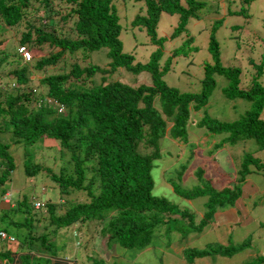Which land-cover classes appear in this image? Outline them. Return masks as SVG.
Masks as SVG:
<instances>
[{
    "label": "trees",
    "instance_id": "obj_1",
    "mask_svg": "<svg viewBox=\"0 0 264 264\" xmlns=\"http://www.w3.org/2000/svg\"><path fill=\"white\" fill-rule=\"evenodd\" d=\"M134 1L142 2L144 10L138 9L131 24L142 27L157 47L164 41L155 35L161 12L178 16L177 26L170 34L173 38L185 32L188 19H198L197 11L204 5L195 0H184L185 6L179 0ZM60 4L67 8L66 14L60 13ZM35 6L41 8L37 19H33ZM53 6L57 9L54 10ZM53 14L59 16L60 21H71L73 39L58 36L54 27L45 31V26L51 28L56 23ZM28 18L32 21L29 22ZM22 25L24 29L19 33L16 45L28 51L29 62L22 64L16 52L5 53L6 49L13 48L11 39L0 41V69L17 62L7 72L12 75V83L15 82L11 91L0 90V134L9 133L14 145L20 142L32 145L41 139L48 141L45 146L55 143L59 157L64 160L57 173L37 164L30 165L27 161L23 164L24 176L33 178L39 172H45L58 195L67 197L73 191L84 193L87 198L84 202L63 206L57 215V202H45L49 225L55 230L88 223L101 230L99 234L105 239L104 246L143 252L149 248L157 227L167 223L176 225L179 219L173 217L187 218L188 221L187 225L178 226L177 232L182 233L186 228L200 232L215 212L233 206L241 195L240 188L247 175L264 170V161L243 154L236 181L227 188L217 191L205 184L185 190L169 182L173 193L182 199H206L204 213L195 226L188 211L179 210L165 199L151 195L150 171L153 162L160 158V139L167 136L186 143L189 113L207 104L214 89L213 74L221 75L227 81V86L222 89L225 99H244L250 103V108L231 123L203 117L196 126L212 135H228L231 141L252 139L257 151L264 149V119L260 118L264 108V87L258 82L261 65L256 66V75L249 87L239 89V68L224 67L219 62L215 29H210L207 43L212 64L202 65L199 92L188 93L179 92L162 81V75L168 71V59L159 70L158 61L162 56L159 48L144 64H132V56L121 52L120 26L113 0H0V35L9 36V29ZM189 42L190 38L183 45ZM101 48L107 49L109 72L119 68L134 75L146 72L150 83L136 87L119 81L94 84L93 76L106 71L91 64L80 67L76 62L68 69L65 67L68 65L65 53L73 57L76 52L91 53ZM57 64L66 70L47 74L46 71ZM34 74L39 78L33 82L30 77ZM32 100L36 106H31ZM46 100L52 101L51 106L46 105ZM9 147L10 144L0 141V199L7 193L2 186L9 182L15 169ZM28 157L30 160L31 156ZM31 211L26 197L16 201L13 208H0V232L6 233L9 227L24 230L22 243L26 247L21 244V248L28 250L21 254L23 259L20 254H14L16 252L5 250L0 253V264H30L29 259H42L43 262L38 264H66L56 260L53 247L47 245V234L31 237L30 230L35 229L37 223ZM246 246L247 240L236 247L187 248L185 255L183 251V258L186 263H192L194 259L208 255L227 257ZM98 263L103 264L101 260ZM98 263L93 261V264ZM246 264H264V256Z\"/></svg>",
    "mask_w": 264,
    "mask_h": 264
},
{
    "label": "rangeland",
    "instance_id": "obj_2",
    "mask_svg": "<svg viewBox=\"0 0 264 264\" xmlns=\"http://www.w3.org/2000/svg\"><path fill=\"white\" fill-rule=\"evenodd\" d=\"M195 1L204 4L197 11L198 19H188L185 32L176 37L171 38L170 34L177 26L178 16L165 12L160 13L155 35L157 38H163L164 41L160 47H157L151 43L142 27L131 24L138 9L144 10L143 3L134 0H113L120 26L118 38L121 43V52L132 56V64H144L150 55L159 48L162 52L158 61L159 70L163 68L168 59V71L162 75V81L179 92L198 93L200 81L203 78L202 65L212 64L210 53L207 51V43L210 29L213 28L215 29L214 38L218 46L220 64L224 67H237L240 70L238 88L245 90L249 87L250 81L256 75V66L258 65H261L262 69L258 82L264 87V0ZM32 3L36 4V2ZM179 3L185 6L184 0H179ZM35 7L33 19H37L41 15V8ZM58 7L61 14L67 13L65 6L60 4ZM56 9L54 8V10ZM227 12L234 13L228 14ZM53 19L56 22L55 25L51 28L45 26V31H50L54 27L58 36L70 39L75 37L70 31L71 21L69 19L60 21L59 16L54 14ZM28 21L32 20L28 18ZM33 24L38 25V22H33ZM23 29L22 25L9 29V36L0 35V41L5 42L11 39L13 43V48L6 49L5 53L16 52V39ZM188 38H190L188 45H183ZM106 52V48L91 53L76 52L75 57H70L65 53L64 59L68 64L65 67L68 69L71 63L76 62L80 67L91 64L106 71V73H96L93 76L94 84L119 81L136 87L139 84L150 83L149 75L146 72L134 75L123 68L116 69L112 73L109 72ZM16 65L17 62L11 64V66ZM11 66L6 64L0 69L1 91L5 89L10 92L15 84L10 79L12 75L7 73ZM66 68L60 69V65L57 64L46 72L47 74L59 73ZM38 78V74L30 77L33 82ZM212 79L214 89L207 104L198 111L189 113V121L186 125V143L167 136L160 139V158L153 162L150 171L151 195L165 199L179 210L188 211L193 216V226L198 224L204 213L203 206L206 199L204 197L190 201L182 199L173 193L169 182H173L185 190L209 184L213 189L219 191L236 181V173L243 154L250 155L261 162L264 161V149L257 151L254 140L231 141L228 140V135H212L205 129L196 126V123L203 117L218 122L231 123L239 119L243 112L250 108V103L244 99L227 100L223 97L222 89L227 86V81L221 75L213 74ZM30 104L36 106L37 103L32 100ZM260 118L264 119V108ZM9 137V133L0 134V141L10 144L9 153L13 158L15 169L10 175L9 182L2 186L8 193L9 204H5L7 198L6 201L0 199V208H13L16 201L26 197L29 198V202L31 198L43 202H57L55 206L57 215L63 206L69 207L87 200L84 193L81 192L72 191L67 197L58 195L54 192L53 183L45 172H39L33 178L24 176V163L37 164L57 173L64 160L59 157L55 143L45 146L48 141L41 139L32 145H24L21 142L14 145ZM221 140L223 141L221 142ZM25 153L31 156L30 160ZM244 181L240 188L241 195L235 199L232 207L224 209L226 217L215 212L212 219L200 232L188 231L189 229L186 228L182 231L184 233L182 237V233L177 232L179 229L176 228L181 224L187 225V218L173 217L179 219L176 225L167 223L157 227L149 248L143 252L122 249L117 246H104L105 239L101 233L99 234L101 230L88 223H84L82 226L74 224L55 230L52 225H49L45 209L31 211L33 218L37 219L35 229L30 230L31 237L34 238L41 233L47 234V245L53 247L56 260L59 262L68 261L71 264H93L94 260L97 263L101 260L104 264H186L183 260V249L185 255L187 248L202 250L236 247L247 240L248 246L231 256L209 255L207 258L196 259L191 263L246 264L261 255L264 256V170L251 172ZM5 232L14 238V243L10 244L5 241L4 244L3 241H0V253L5 250L20 255L27 253L28 250L21 248L22 246L26 247L22 243L24 230L9 227ZM256 251L260 254L259 256H255ZM20 257L23 259V255ZM39 261L43 262L42 259ZM39 261L38 259H29L30 264H38Z\"/></svg>",
    "mask_w": 264,
    "mask_h": 264
},
{
    "label": "built area",
    "instance_id": "obj_3",
    "mask_svg": "<svg viewBox=\"0 0 264 264\" xmlns=\"http://www.w3.org/2000/svg\"><path fill=\"white\" fill-rule=\"evenodd\" d=\"M18 53H19V55H20V57H21V59H22L23 62H27L29 60L30 55L22 47H20L18 49ZM6 196L7 195H5V197H3L4 201H6ZM32 206H33V209L36 210V209H39V208L42 207V203H40V202H33L32 203ZM0 241H3V242L6 241L8 243H12L13 242V238L10 237V236H7L3 232H0Z\"/></svg>",
    "mask_w": 264,
    "mask_h": 264
},
{
    "label": "clouds",
    "instance_id": "obj_4",
    "mask_svg": "<svg viewBox=\"0 0 264 264\" xmlns=\"http://www.w3.org/2000/svg\"><path fill=\"white\" fill-rule=\"evenodd\" d=\"M20 48V46H17L16 47V53H17V55L19 56V58H20V61H21V63L22 64H25V63H27V62H29V60L27 61V62H23L22 61V59H21V57H20V55H19V53H18V49ZM23 48V47H22ZM24 49V48H23ZM25 50V49H24ZM26 51V50H25ZM27 53H28V51H26ZM29 54V53H28ZM30 59V58H29ZM48 101H50V103L48 102ZM45 103H46V105H49V106H51V104H52V101L51 100H46V101H44ZM54 105V104H53ZM57 111H59V112H61L62 110H61V108H57ZM5 195H7L6 196V198H7V201L5 202V204H9V199H8V193H6ZM2 199H3V197H2ZM33 202H40V203H42V207L41 208H39V209H33V206H32V203ZM45 202H43V201H41V200H36V199H34V198H31L30 199V207H31V209L33 210V211H38V210H40V209H44V206H45V204H44ZM13 205H15V203L13 204ZM4 234H6V233H4ZM7 236H10V237H12L11 235H8V234H6ZM13 238V237H12ZM12 243H14V238H13V242ZM12 243H10V244H12ZM68 261H66L65 263H67Z\"/></svg>",
    "mask_w": 264,
    "mask_h": 264
},
{
    "label": "crops",
    "instance_id": "obj_5",
    "mask_svg": "<svg viewBox=\"0 0 264 264\" xmlns=\"http://www.w3.org/2000/svg\"><path fill=\"white\" fill-rule=\"evenodd\" d=\"M225 210H223V211H217V214L218 215H224L225 217L227 216V215H225L226 214V212H224ZM183 251H184V249L182 250V253H183ZM258 251H256V253H257ZM260 254L259 253H257L255 256H259ZM209 256V255H208ZM208 256H205V257H203V258H207ZM215 256H219V255H215ZM261 256H263V255H261ZM198 259H202V258H198ZM183 260H184V258H183ZM194 260H196V259H194ZM193 260V261H194ZM185 261V260H184ZM101 262H103V261H101ZM186 263V262H185ZM66 264H71V263H66ZM103 264H104V262H103ZM186 264H191V263H186Z\"/></svg>",
    "mask_w": 264,
    "mask_h": 264
}]
</instances>
